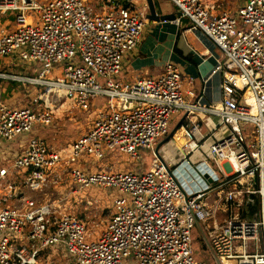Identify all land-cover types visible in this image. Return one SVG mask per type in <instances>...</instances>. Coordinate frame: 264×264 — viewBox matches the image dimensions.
<instances>
[{
  "label": "built area",
  "instance_id": "obj_1",
  "mask_svg": "<svg viewBox=\"0 0 264 264\" xmlns=\"http://www.w3.org/2000/svg\"><path fill=\"white\" fill-rule=\"evenodd\" d=\"M168 1L224 57L214 71L221 74L219 103L186 104L173 62L157 78L131 85L118 80L145 26L144 12L129 0H101L99 11L81 0H0V60L17 53L23 67L39 66L35 77L0 70V81L52 95L49 101L31 97L26 107L0 100V190L5 183L10 191L3 199L0 193V264H39L48 249L65 250L67 264H202L191 233L213 221L206 200L215 190L230 210L257 195L260 211L256 221L230 211L223 225L203 229L209 253L219 263L264 264V0H243L236 10L221 12L207 0ZM54 68L60 75L51 78ZM98 98L106 105L70 151L60 154L37 135L36 126L53 124L57 100L89 113ZM180 110L209 116L217 120L214 129L227 133L215 141L212 133L198 144V126L186 128L183 159L170 170L155 154L144 172L94 170L85 161L81 169L75 166L108 152L139 160V151H153L167 135ZM201 150L212 166L204 159L191 163L189 156ZM62 172L79 191L97 186L112 194V214L98 240H89L85 223L56 204L23 196L7 179L21 174L24 187L37 192L58 182ZM12 199L17 204L1 206Z\"/></svg>",
  "mask_w": 264,
  "mask_h": 264
},
{
  "label": "crops",
  "instance_id": "obj_2",
  "mask_svg": "<svg viewBox=\"0 0 264 264\" xmlns=\"http://www.w3.org/2000/svg\"><path fill=\"white\" fill-rule=\"evenodd\" d=\"M129 1L134 3L138 10L144 12L145 26L142 32L141 41L137 46V48L134 51L126 54L124 57L122 70L120 75L118 76V80L122 84L131 85L136 83L138 80H142L146 78L147 79L157 78L163 73L164 64L166 62H173L178 66L180 70L182 87L184 92V100L186 104L188 105L198 104L202 106L212 103H219L221 101V74L214 73V71L218 66V64H223L225 62V59L221 54L220 50L204 34H202L197 30L191 29L189 22L186 18L180 17L179 21H177V19H179L177 17L175 21L167 20L160 22H151L146 19L148 10L145 0H129ZM153 1L154 3H158L160 5L163 14H172L178 12L177 8L168 0H153ZM242 2L243 0H240V5L242 4ZM99 4L101 7L102 4L101 0H99ZM207 4L215 12H221L225 10L223 8L224 5L222 3V0H207ZM239 6H237V8ZM229 8H234V9H229ZM229 8L226 9H228V11H233L237 9V8L235 9V6L233 5H231V7ZM11 60L12 62L10 61L11 64L10 66L16 68L17 64H15L16 63L15 59H11ZM18 63H19L18 65L21 66V63L20 62ZM1 67L2 68L7 67V65H1L0 68ZM21 67L24 69L23 66ZM37 68H39V66L35 67L36 71H38ZM6 70L8 69L6 68ZM10 73H12L11 70ZM16 74L20 76L24 75L25 77H35L32 73L22 74L17 71ZM1 82L3 83L7 81H0V83ZM9 82H10L9 84H11L13 87L16 86L18 89L23 88L28 91L29 88H31L21 83L12 82V81ZM21 106L22 105L20 106L11 105V107H21ZM102 106L103 105L101 104L97 105L96 100L93 102L91 106V113L93 120L95 118L94 116L102 108ZM174 120H178V123L176 124V127L172 131L174 132L172 136L174 137V140H172L171 142L176 144V146L178 147V151H177L178 155L176 156H180L179 160L176 159L177 157L175 158L174 164L175 162L178 163L183 159L184 156L183 144L187 143V140L184 136V131L186 128H189L191 125L198 126V130L193 133V140L198 144H201L202 140L207 136L212 135V133H214L212 135L214 139L213 141L219 139L221 135L227 133L225 128L223 127L220 128L219 130L214 129V123H216L217 120L211 119L209 116H204L198 112L188 113L186 110H180L179 113L173 116L170 124L174 122ZM81 135H83V133ZM179 135H181V137ZM12 146H13L12 151L18 152V145L13 144ZM155 148L153 151L150 150L151 152H153L150 161L153 159ZM160 153L161 152L159 151V155ZM206 155H207L206 150H204V152H202L201 150L199 152V155L193 153L192 155L189 156V159L191 160V163L194 164L201 162L202 159L207 160L208 162V158L206 157ZM113 160H115L114 156L111 159H108V162H111ZM150 161L148 164L143 165L142 157L139 155V160L134 161L137 162L136 168L130 167L128 165H122V163H120L117 160H115L113 163V164L116 163V165H111L112 164L111 163L107 168L110 170V172H144L148 169ZM175 165H173L172 167H174ZM97 167L98 165H96V167L93 169L94 170L100 169V167L99 168ZM63 173H66V175L69 176L67 172H62L61 176ZM18 175L19 176L15 174L14 177L10 178V181H12V179H16L19 181V183H21V174ZM69 181H70L69 183L72 185L70 179ZM25 189L33 193L34 196L32 197L35 199L30 197L27 198H30L31 200L35 201L38 204L48 202L47 199L46 200L37 199L39 194H41V191L45 190L46 188L37 192H32L28 188ZM17 190L23 193L19 187H17ZM22 195L25 196L24 194ZM110 198H111V214H112V194H110ZM17 201H18L17 199H12L10 202H12L13 205L8 204L7 203L8 201L7 202L2 201L1 206L11 207L17 204ZM206 205L208 211H213V212L215 211L212 214L214 215V218L212 220L215 219V213L219 208H220L219 210L221 211L223 210L224 216L228 215L230 212L229 206L226 204L224 200L223 192L219 190L210 192L206 200ZM77 219L80 220L79 218ZM211 222L212 221L206 223L205 225L206 229L209 230L218 227V225H210L209 223ZM215 222L216 219L214 223ZM23 244L27 245L25 240L23 241ZM59 256H62V259H60ZM67 261H69V258L67 259L64 258L63 254H61V252H59L58 249L45 250L44 252L40 253V258L38 259L39 264H67Z\"/></svg>",
  "mask_w": 264,
  "mask_h": 264
},
{
  "label": "rangeland",
  "instance_id": "obj_3",
  "mask_svg": "<svg viewBox=\"0 0 264 264\" xmlns=\"http://www.w3.org/2000/svg\"><path fill=\"white\" fill-rule=\"evenodd\" d=\"M84 4L90 6L94 11L100 10V4L99 0H81ZM228 1V2H227ZM223 8L225 10H228L226 8L231 7V5L235 6V9L237 6L240 5V0H222ZM230 3V4H229ZM234 9V8H229ZM11 59H15L17 64V67L14 68L10 66ZM19 58L17 53H15V56H12L9 59L0 60V65H7V67H1L0 70H3L6 74H16V72H20L22 74L25 73H32L34 76H37L38 71H36L33 64H24V69L18 65ZM5 68V69H4ZM6 68L8 70H6ZM19 68V69H18ZM21 68V69H20ZM39 70V68H37ZM54 76H51V78L57 77L60 75L59 70L54 68ZM24 77V75H21ZM10 82H1L0 83V100L7 105H15V106H24L26 107L29 105L31 101V97H37V96H43V100L49 101L52 97L51 94H42L44 92L43 88H39L38 90L34 88H29V90H25L23 88L18 89L16 86H12L9 84ZM99 100H96L97 105H106L105 101L106 98H98ZM55 100V98H54ZM54 121L53 124L49 127H39L37 128V133L39 137H42L45 139L46 143L50 147H54L56 151H58L60 154H64L67 151H70V145L72 141L79 137L82 133L87 131L89 128V125L93 121L92 113H83L71 106V104L64 100L59 99L57 100L55 110H54ZM178 123V120H174L169 126L168 133L164 137L166 138L169 136V134L174 130L176 127V124ZM161 139L162 140H164ZM174 140V137L170 139L169 142ZM160 141V142H161ZM167 143L164 146L160 148V157L162 158L165 165H167L168 169L170 170L174 164L175 158L179 160L180 156L178 155V147L174 143ZM13 146L11 145V148ZM106 157L96 161L92 157L83 158L81 160H78L75 163V166L79 169L82 168V161L89 162L92 165L91 168H95L96 165H98L97 168L100 167L102 171H110L107 167L109 165H116L113 164L115 160L122 163V165H128L130 167L136 168L137 162L132 161L129 157L125 155H119L115 152H108L105 153ZM153 152L150 150L145 151H139V155L142 157V164L146 165L149 163L150 159L152 158ZM115 157V160L108 162V159H111L112 157ZM208 163L212 166V163L210 160ZM4 166L8 167L9 164H4ZM121 167V166H120ZM69 176L66 175V173H63L61 176V180L59 182L51 183L45 190L41 191V194H39L37 199L40 200H46L56 204V208H59V212L62 213H69L70 215H73L77 218H81L82 222L86 224L87 227V233L90 234L89 240H98L100 234L105 230L106 222L111 216V198H110V192L106 189H101L97 186H91L88 189H85L84 191H79L74 187V185L70 184ZM11 177H8L9 180ZM16 187H19L23 194L26 197L33 198V193L29 192L27 189H25L24 185L22 183H19L18 180L12 179V181ZM1 198H7L10 196V191L7 189V186L5 183L1 187L0 190ZM35 199V198H33ZM11 201V200H10ZM8 200V204H12ZM13 205V204H12ZM214 209V208H213ZM220 209V208H219ZM217 209L215 213V219L216 222L214 223L215 219L209 223L210 225H223L225 221L224 212L223 210ZM233 212L231 216L233 217H240L239 214H237L236 209L230 210ZM215 212V211H214ZM239 215V216H238ZM206 226H203V229H205ZM203 229L202 226L197 227V229L192 230V248L194 252V256L197 262L202 264H221L217 262L213 258V254L209 253L207 247L205 246L204 242H202L203 238ZM202 236V237H201ZM62 248V247H61ZM61 254H63L64 258H69L67 255V252L65 250L60 251ZM60 259H62V256H59Z\"/></svg>",
  "mask_w": 264,
  "mask_h": 264
},
{
  "label": "water",
  "instance_id": "obj_4",
  "mask_svg": "<svg viewBox=\"0 0 264 264\" xmlns=\"http://www.w3.org/2000/svg\"><path fill=\"white\" fill-rule=\"evenodd\" d=\"M146 6H147V15L146 19L151 22H160V21H167V20H176V18H180L181 14L180 12L172 13V14H163L160 8V5L158 3H154L153 0H145ZM174 132H172L169 136L164 138L161 142L158 143V145L155 148L154 154L160 159L159 150L160 148L165 145L169 140L172 138Z\"/></svg>",
  "mask_w": 264,
  "mask_h": 264
},
{
  "label": "trees",
  "instance_id": "obj_5",
  "mask_svg": "<svg viewBox=\"0 0 264 264\" xmlns=\"http://www.w3.org/2000/svg\"><path fill=\"white\" fill-rule=\"evenodd\" d=\"M13 75H17V74H13ZM259 211H260V200L257 195H250L248 198H246L243 205L236 209L237 214L240 215L239 218L247 221L258 220Z\"/></svg>",
  "mask_w": 264,
  "mask_h": 264
},
{
  "label": "bare ground",
  "instance_id": "obj_6",
  "mask_svg": "<svg viewBox=\"0 0 264 264\" xmlns=\"http://www.w3.org/2000/svg\"><path fill=\"white\" fill-rule=\"evenodd\" d=\"M179 136L181 137V135H179ZM221 264H235V262H233V261H223Z\"/></svg>",
  "mask_w": 264,
  "mask_h": 264
}]
</instances>
